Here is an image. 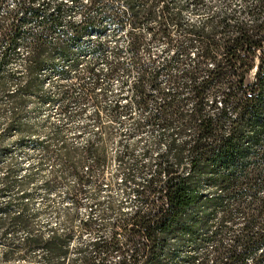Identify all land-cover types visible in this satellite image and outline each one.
Instances as JSON below:
<instances>
[{
    "label": "rangeland",
    "instance_id": "374dc122",
    "mask_svg": "<svg viewBox=\"0 0 264 264\" xmlns=\"http://www.w3.org/2000/svg\"><path fill=\"white\" fill-rule=\"evenodd\" d=\"M137 1L0 0V264H193L184 256L229 244L243 227L235 213L214 234L217 208L192 235H164L153 254L143 247L134 218L167 206L156 164L184 172L183 114L195 103L189 83L203 73L182 59L162 64L169 53L146 20L136 23ZM176 1L200 2L201 14L251 3ZM216 59L204 55L201 68ZM216 84L203 112H218L226 89ZM107 106L116 120L91 132L90 113Z\"/></svg>",
    "mask_w": 264,
    "mask_h": 264
},
{
    "label": "trees",
    "instance_id": "16d2710c",
    "mask_svg": "<svg viewBox=\"0 0 264 264\" xmlns=\"http://www.w3.org/2000/svg\"><path fill=\"white\" fill-rule=\"evenodd\" d=\"M162 1L139 0L137 8L131 9L136 23L146 20V30L153 34L166 33L162 15L170 10L164 7L160 19L155 10V5ZM236 13L223 14L217 23L208 21L207 25L212 26L207 33L203 28L199 30L207 38L203 56L219 59L213 68H193L197 74L201 70L203 75L189 83L195 103L188 114H183L188 129V136L182 142L187 151L184 172L178 170L182 163L163 160L156 164L153 178L160 183L158 192L166 200V208H157L156 214L151 211L136 214L134 218L139 232L150 243L143 244L148 254L163 245L164 235L175 231L192 235L201 220H208L211 215L216 219L220 208L222 214L214 234L235 213L244 220L241 230L229 244L218 240L214 248L201 256L193 252L184 259L190 258L193 264H262L264 261V0H251ZM242 15L249 16V20L242 19ZM255 53L258 54L256 77L245 84L244 75L253 68L250 59ZM230 76L235 80L226 79ZM215 83L220 91H227L221 94L218 112L210 114L203 112L204 99L206 90ZM170 142L175 145V138ZM204 183L209 184L208 193L199 192ZM196 213H200L199 221L194 217ZM170 257L174 259L175 253ZM158 263L157 259L150 262Z\"/></svg>",
    "mask_w": 264,
    "mask_h": 264
},
{
    "label": "built area",
    "instance_id": "2783aa9c",
    "mask_svg": "<svg viewBox=\"0 0 264 264\" xmlns=\"http://www.w3.org/2000/svg\"><path fill=\"white\" fill-rule=\"evenodd\" d=\"M201 5L200 2L183 4L176 0H166L155 5L158 19L161 18L160 11L164 7H168L170 10V13L162 15L165 22L164 27L166 28L165 35L161 33L153 34L146 30L152 39H160L165 44V52H168L169 56L166 57L167 60L162 64L182 59L187 68L203 67L200 62L203 61L207 38L199 30L203 28L205 33L209 32L210 30L207 28L208 21L217 23L223 17V14H229L234 11L239 14L240 10L246 6V3L225 8L204 7L208 10L205 14L197 13ZM241 18L249 20L250 17L242 15ZM155 22L151 24L154 25ZM229 22L233 23L232 20H229ZM216 37L219 36L217 35ZM215 65L216 63L209 62L206 68H213ZM100 117L102 118L101 120ZM116 118V111L111 106H107L105 109H93L89 119L91 132L96 133L98 130L108 127L107 125L112 123L111 120H116ZM149 176H152V173ZM162 177H165V175L163 174Z\"/></svg>",
    "mask_w": 264,
    "mask_h": 264
}]
</instances>
